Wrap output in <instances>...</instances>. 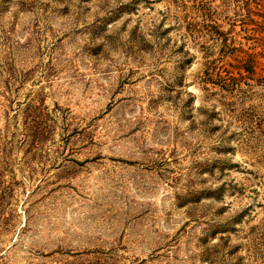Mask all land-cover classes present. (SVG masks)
I'll return each mask as SVG.
<instances>
[{
  "label": "rangeland",
  "instance_id": "374dc122",
  "mask_svg": "<svg viewBox=\"0 0 264 264\" xmlns=\"http://www.w3.org/2000/svg\"><path fill=\"white\" fill-rule=\"evenodd\" d=\"M0 264H264V0H0Z\"/></svg>",
  "mask_w": 264,
  "mask_h": 264
}]
</instances>
